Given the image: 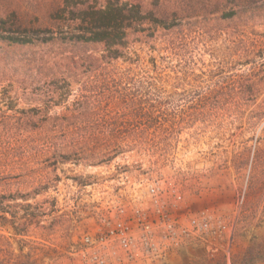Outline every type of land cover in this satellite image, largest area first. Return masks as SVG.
<instances>
[{
  "label": "rangeland",
  "instance_id": "rangeland-1",
  "mask_svg": "<svg viewBox=\"0 0 264 264\" xmlns=\"http://www.w3.org/2000/svg\"><path fill=\"white\" fill-rule=\"evenodd\" d=\"M15 1L25 9L27 22L35 26L45 23L39 20V4L43 0ZM135 1L140 2L144 12L164 9L168 14L174 10L185 14L184 10H197L210 0ZM258 6V12H264V2ZM146 22L142 28L150 26ZM215 26V34L193 33L182 48L170 44L177 31L155 28V32H139L136 35L139 41L132 50L142 60L155 58L160 69L157 74H141L138 79L149 76L154 80L151 86L143 85L148 88V97L160 103L157 105L167 116L164 119L162 115L146 125L150 128L123 141L134 142L136 148L109 155L100 150L71 154V161L55 166L49 162L59 160V153L53 152L47 139L60 143L96 135L101 141L109 135V128H115V121L118 123L114 135H126L119 130L134 127L132 118L117 120L114 114L88 115L86 120L71 118L66 108L73 95L64 103L47 97L53 96L64 77L84 81L90 75L92 80L102 78L100 71L77 68L63 72L59 65L84 51L98 57L103 48L98 44L36 43L13 47L0 44V122L7 124L12 136L39 141L37 152L25 149L19 154H0L3 204H23L19 198L15 201L8 198L17 191L25 193L32 188L20 178H2L9 174L39 176V195L29 197L35 199L28 202L33 206L39 203V226H30L24 236H14L9 224L1 225V218L10 219V214L0 212V264H159V259L152 257L156 261L153 263L148 255L131 257L136 248L133 245L130 250L121 248L115 234L119 226L127 228L134 244L139 233L137 212L156 217L158 206L152 198L173 201L177 195L182 199L175 202V220L181 217L185 221V216L209 210L231 226L234 242L227 257L222 240L216 253L190 241L173 247L163 264H264V120L250 123L245 115L227 114L192 119V114L206 104L221 101L254 106L263 100L264 93L244 100L230 91L246 80L264 87V71L260 70L264 56L253 57L245 51L251 39L259 38L255 34H264V29L256 26L251 31L248 26L241 27L240 22H221ZM114 66L125 67L121 61ZM128 87L132 92L138 90L135 83ZM224 93L229 96L224 97ZM57 118L63 121L52 132V123ZM68 123L71 129L63 130ZM75 125L78 128L72 127ZM79 157L86 159L76 162L74 159ZM256 159L262 164H256ZM8 161L19 165L5 166ZM47 177L52 181L48 182ZM43 185L49 186L44 192L40 190ZM14 211L18 216L23 214L19 208ZM109 231L113 232L112 237L105 242L102 238Z\"/></svg>",
  "mask_w": 264,
  "mask_h": 264
},
{
  "label": "trees",
  "instance_id": "trees-1",
  "mask_svg": "<svg viewBox=\"0 0 264 264\" xmlns=\"http://www.w3.org/2000/svg\"><path fill=\"white\" fill-rule=\"evenodd\" d=\"M43 2L46 3L41 4ZM263 2L264 0H210L197 10H184L185 14H178L176 10L168 14L164 9H157L156 12H144L140 2L135 0H43L39 4V20L45 21V23L35 26L31 22H27V14L20 3L15 0H0V44L5 47L31 46L39 43V46L98 44L103 48L101 50L103 54L98 57L84 51L80 56H72L68 63L59 65L63 72L77 68L83 69L85 72L100 71L103 74L102 78L95 76L96 79L92 80V75H90L86 78L88 81H84L80 78L71 80L70 76L64 77L61 81L59 80L60 85L53 96H47L50 97V101L55 99L58 103H64L73 95V101L66 108L68 116L72 115L71 118L86 120L88 115L110 116L114 114L117 116V120L130 117L134 122V127L119 130L120 133H126L122 136L121 134L114 135L118 123L115 121V128H109V135L101 141H98L96 135L81 136L68 141L65 139L60 143L49 142L47 139L50 147L54 149L53 152L59 153L56 154L59 160L55 158L49 162L50 166L71 161V154L76 156L77 153H96L97 150H100V152L109 155L110 152H124L125 148H136L137 145L134 142L123 141L150 128L146 125H150V122L156 121L164 115L160 106L157 105L160 103H156L148 97V88L143 85L147 83L151 86V82L154 80L149 76V79L147 76L138 79L141 74L150 72L157 74L160 69L155 58L149 57L142 60L132 50L133 45L139 41L136 37L139 32H155V28L167 32L177 31L175 39L170 41V44L173 47L182 48L186 46L187 39L191 34L198 33V36H201L202 33L215 34L217 32L215 25L218 26L221 22H240L241 27L248 26L251 31L256 26L264 29V12H258L260 11L258 4ZM170 16H174V18L170 19ZM146 21H149L150 26L142 28V25L147 23ZM257 35L259 38L251 39L245 50L253 57L264 56V34H255V36ZM249 48L252 49V52L249 51ZM118 61H121L125 67H115L114 64ZM260 67V70L264 71V62L260 63ZM245 82L230 91V94L250 100L258 98L264 93V87L260 83L252 80ZM134 83L138 90L132 92L128 89V85ZM218 93L216 91V94ZM222 93L220 92L219 98ZM223 95L224 97L229 96L227 93ZM218 114L240 117L245 115L246 120L250 123L264 120V97L259 104L254 106L247 103H223L221 101L206 104L202 110L192 114L194 115L192 119ZM181 115L183 117L185 114L182 112ZM166 116H163L164 119ZM61 121H63L61 118L54 120L52 132H56ZM72 127L78 128L77 125ZM70 129V123L63 128L67 131ZM160 129L162 130V128ZM9 132L7 124L4 121L0 122V154L7 155L13 152L19 154L25 149L31 152L39 151L37 138L25 139L20 136H12ZM82 159L84 160L86 157L74 160L78 162ZM90 159L94 158L90 157ZM254 162L262 164L257 159ZM10 164L18 166L19 162L8 161L5 166ZM11 171L13 170L9 172ZM19 178L32 189L25 193L17 191L12 195V198L8 199L15 201L19 198L23 204H3L5 198H1L2 201H0V212L9 213L11 216L10 219L2 217L1 225L9 224L14 236H24L30 226H39V203L35 206L28 203L29 199H35L29 197L39 195V176L33 177L28 174L11 176L9 174L2 179L19 180ZM46 180L52 181L49 177ZM35 182L38 183L37 186H34ZM48 187L43 185L40 190L44 192ZM16 208L23 212L21 216L16 215L14 211ZM29 259L30 257H28Z\"/></svg>",
  "mask_w": 264,
  "mask_h": 264
},
{
  "label": "built area",
  "instance_id": "built-area-1",
  "mask_svg": "<svg viewBox=\"0 0 264 264\" xmlns=\"http://www.w3.org/2000/svg\"><path fill=\"white\" fill-rule=\"evenodd\" d=\"M151 193L155 194V191L151 190ZM173 199L171 201L167 198H152V201L158 206L156 217L151 216L150 213L137 212L136 222L139 233L137 234V240L134 238V244L133 239L126 231L127 228L119 226V230L115 235L120 247L130 250L133 245V249H136L131 257L148 255L150 256L149 259L154 257V259H159V264H163L167 253L173 247L193 241L195 244L209 248L216 253L222 240L226 244L224 253L228 257L234 242L231 226L221 221L219 216L209 210H202L197 214L185 216V221L181 220V217H179V220H175L174 212L177 208L175 202L180 201L182 198L177 195ZM240 200L242 201V198ZM112 234L113 232L109 231L108 235L102 239L107 242L111 239ZM154 259L150 261L155 263Z\"/></svg>",
  "mask_w": 264,
  "mask_h": 264
}]
</instances>
